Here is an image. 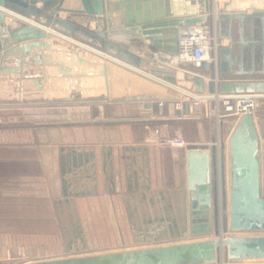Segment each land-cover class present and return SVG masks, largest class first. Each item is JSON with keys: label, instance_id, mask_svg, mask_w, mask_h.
Returning a JSON list of instances; mask_svg holds the SVG:
<instances>
[{"label": "water", "instance_id": "obj_1", "mask_svg": "<svg viewBox=\"0 0 264 264\" xmlns=\"http://www.w3.org/2000/svg\"><path fill=\"white\" fill-rule=\"evenodd\" d=\"M212 8V0H0V107L21 106L24 112V121L0 126L192 118L201 105L183 101L177 108L183 94L195 100L207 98L206 115L214 126L219 92L229 93L227 99L240 93L264 97V0L225 4L219 29L230 43L221 47L219 88L207 60H183L176 68L130 48L144 37L153 47L174 55L179 51L180 28L209 23ZM115 11H121L117 18ZM61 12L69 15L62 17ZM71 14H86L87 22L77 23ZM6 16L12 20L7 22ZM205 87L210 96L202 94ZM155 101L167 102L168 117L148 118L144 108L136 118H100L105 103ZM255 119V112L247 109L232 129L228 171L222 142L221 197L214 132L211 147L187 146L191 240L20 264H220L222 253L231 263L264 259V234L221 235V229L264 230V143ZM213 234L218 238H204Z\"/></svg>", "mask_w": 264, "mask_h": 264}, {"label": "crops", "instance_id": "obj_2", "mask_svg": "<svg viewBox=\"0 0 264 264\" xmlns=\"http://www.w3.org/2000/svg\"><path fill=\"white\" fill-rule=\"evenodd\" d=\"M37 6L41 7L42 2ZM221 7L222 0H218L219 16L224 9ZM246 12L252 13L253 9ZM120 13L115 11L113 16L117 18ZM71 18L77 23L87 22L86 14H71ZM6 20L12 19L6 16ZM94 24L91 22L89 26ZM140 38L151 44L149 39ZM118 43L124 46L122 40ZM229 43V38L221 36V64V47ZM11 77L17 78L19 74L11 73ZM204 93L210 94L207 87ZM258 96L256 94L255 98ZM180 101L196 100L183 94ZM157 102L105 103L100 118H136L144 108L150 118L149 114L157 111ZM199 102L200 112H195L192 118L64 120L0 130V264L191 240L187 149L148 139L154 135L156 127L163 135L184 136L185 125L190 122L199 136L193 138L186 134L187 141L211 147L214 126L206 115V100ZM20 110L21 121H24L22 107ZM168 116L167 107L166 115L159 118ZM205 120L209 121V135L205 132ZM228 138H223L227 171L230 166ZM261 143L264 142L261 140ZM220 148L219 143V159ZM120 226L126 228L128 236L105 238L108 229L114 231ZM231 234L240 235L239 232ZM104 238L125 240L126 245L83 251L90 241ZM257 260L264 261H238Z\"/></svg>", "mask_w": 264, "mask_h": 264}, {"label": "built area", "instance_id": "obj_3", "mask_svg": "<svg viewBox=\"0 0 264 264\" xmlns=\"http://www.w3.org/2000/svg\"><path fill=\"white\" fill-rule=\"evenodd\" d=\"M213 2V0H212ZM212 19V21H211ZM210 22L206 25H203L202 28L199 30H196L195 26H188L185 30H181L180 32V38H179V51L176 54L177 59L179 62L183 60H189V61H201V60H207L209 61L213 69L215 71V80L217 85L218 83V72L219 68L221 67V63L218 62L220 59L219 55V29L217 26V22L215 25V17L211 16ZM196 32V37H195ZM199 35H202V37H197ZM202 46H207L208 49L203 52ZM221 60V59H220ZM236 99V98H234ZM195 100V99H194ZM200 100H196V103H200ZM231 102H233V99H227L226 100V111L223 112L225 117L227 114V111L230 109L235 110L233 114H237L239 117L241 114H243L247 109H251L254 111L255 108V98H248V99H237V105L236 107H233L231 105ZM181 101L176 102V107L181 108ZM220 104L217 105V107ZM230 105V106H229ZM167 113V102L166 101H158L157 102V111L156 113H150V118H159L165 116ZM155 133L153 136L149 137L150 142H157L165 146L173 147V148H187V146L190 144L187 139L181 135H163L160 132V129L158 127L155 128ZM219 158V157H218ZM220 160L218 159V165H217V171H218V189H219V196L220 190L222 189V178L220 179V173H221V165ZM220 179V180H219ZM220 181V182H219ZM220 183V184H219ZM222 191V190H221Z\"/></svg>", "mask_w": 264, "mask_h": 264}, {"label": "rangeland", "instance_id": "obj_4", "mask_svg": "<svg viewBox=\"0 0 264 264\" xmlns=\"http://www.w3.org/2000/svg\"><path fill=\"white\" fill-rule=\"evenodd\" d=\"M229 0H222V7H225V4L228 2ZM212 21V19H211ZM217 26L219 29V20L217 21ZM219 31V42L221 41V34H220V29ZM225 38V37H224ZM250 79H243V81H249ZM264 80V78H263ZM219 103L216 101L215 102V110L219 111V114H215L214 113V127H213V132L215 135V145L217 146V155L219 157V150H218V144L220 143L222 145V141L224 137H229L232 129L234 128L239 116L237 114H233V112L235 110L230 109L229 111H227V114L225 117L223 112H225V110L222 108V106L217 107ZM231 105L233 107H236L237 105V99H233V102H231ZM230 106V105H229ZM21 106H8V107H0V124H14V123H20L21 121V110H20ZM254 112H255V120H256V124H257V128L259 131V135L261 140L264 142V97H256L255 98V108H254ZM220 117H219V116ZM218 118L221 120L220 125H218ZM205 126H206V133L209 135V131L207 130V125L209 124V121L205 120ZM209 127V126H208ZM14 126H7V127H1L0 126V130H4V129H14ZM187 134L188 137H193L196 138L197 135L199 136L198 131L196 130L195 127H193L192 125H185V134L183 137H185V135ZM209 138V136H208ZM228 142V141H227ZM213 143V141L211 142ZM220 160V159H219ZM223 225V222L222 224ZM109 231H106V233H104L105 238L106 237H110V236H124V234H126L127 236L129 235L127 233V230L125 227L120 226V228H115L114 231H112L111 229H108ZM111 230V231H110ZM108 232V233H107ZM126 232V233H124ZM240 235H259V234H264V230H251V231H242L239 232ZM242 233V234H241ZM245 233V234H243ZM227 234H231V232L229 231H225L221 229V235L225 236ZM238 235V234H236ZM104 240H92L90 241L88 244V247L86 245V247L84 248V252H94V251H103V250H108V249H113L118 247H123L124 245H126L125 240L121 241V240H110V239H105ZM204 238H218V236H216L215 234L213 235H208ZM24 259H18L17 261L11 262V264H16L19 261H22ZM222 262L224 264H226L227 260L224 257V254H221V262L220 264H222ZM227 264H264V261H237L234 263H230L228 262Z\"/></svg>", "mask_w": 264, "mask_h": 264}, {"label": "bare ground", "instance_id": "obj_5", "mask_svg": "<svg viewBox=\"0 0 264 264\" xmlns=\"http://www.w3.org/2000/svg\"><path fill=\"white\" fill-rule=\"evenodd\" d=\"M212 3H213V8H212V13H211L210 16H214L215 17V25H216V22L219 20V17H220L218 9H217L218 0H213ZM221 9H222V7H221ZM200 11H203V9L200 8ZM92 22H94V21H92ZM206 24H207V22H201V23H197V24H195L193 26L196 27L195 31L196 30L200 31V28H202L203 25H206ZM186 27H188V26L181 27L180 30H185ZM195 37H196V32H195ZM197 37H202V35H199ZM131 47H133V49H136L137 53H139V54H141L143 56L149 57L151 59H154V60H157V61H160V62H164V63L170 64L171 66H175L176 68L179 67V63L180 62L177 59V56H176L177 53L174 54V55H169L165 50L160 49V48H155L151 44H147V42H145L143 39L142 40L141 39L138 40V38L134 41V43H132ZM207 49H208L207 46H202V51L203 52H205ZM219 63L220 62H218V67L220 65ZM221 67H222V65H221ZM221 67L219 68V72H218V78H217L218 83H220L222 81L221 78H220L221 69H222ZM228 94L229 93L225 94V93L219 92V94L216 95V101L220 104V106H222V101H224V103L226 102L227 98H225L224 96L228 95ZM256 94L259 95V93H252V94H250V93H247V94L240 93V94H231V95L236 96L235 98L238 99V100H242V99H248V98H253V97L255 98ZM186 95L189 96V97H192L189 94H186ZM204 95H205V93H204ZM246 95H248V97H246ZM205 96H210V94L209 95H205ZM205 100H207V98ZM223 109L224 110L226 109V103H225V107ZM214 113L215 114H219V111L215 110ZM220 123H221V120L218 118V125H220ZM221 178H222V174L220 173V179ZM221 190H220V194H221ZM220 197H221V195H220ZM222 264H223V262H222Z\"/></svg>", "mask_w": 264, "mask_h": 264}, {"label": "trees", "instance_id": "obj_6", "mask_svg": "<svg viewBox=\"0 0 264 264\" xmlns=\"http://www.w3.org/2000/svg\"><path fill=\"white\" fill-rule=\"evenodd\" d=\"M187 125H192V123H190V122H187ZM193 126V125H192Z\"/></svg>", "mask_w": 264, "mask_h": 264}]
</instances>
